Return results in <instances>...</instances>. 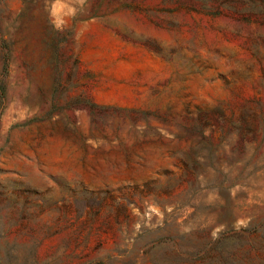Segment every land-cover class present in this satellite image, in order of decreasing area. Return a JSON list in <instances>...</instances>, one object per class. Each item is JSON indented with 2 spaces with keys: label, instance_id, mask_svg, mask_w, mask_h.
<instances>
[{
  "label": "rangeland",
  "instance_id": "rangeland-1",
  "mask_svg": "<svg viewBox=\"0 0 264 264\" xmlns=\"http://www.w3.org/2000/svg\"><path fill=\"white\" fill-rule=\"evenodd\" d=\"M0 264H264V0H0Z\"/></svg>",
  "mask_w": 264,
  "mask_h": 264
}]
</instances>
